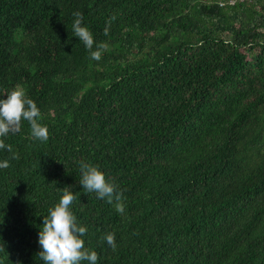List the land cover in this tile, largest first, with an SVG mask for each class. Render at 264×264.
Here are the masks:
<instances>
[{
  "label": "trees",
  "instance_id": "obj_1",
  "mask_svg": "<svg viewBox=\"0 0 264 264\" xmlns=\"http://www.w3.org/2000/svg\"><path fill=\"white\" fill-rule=\"evenodd\" d=\"M19 86L50 135L22 120L4 138L0 264H46L38 234L65 190L97 264H264V0H0V96Z\"/></svg>",
  "mask_w": 264,
  "mask_h": 264
},
{
  "label": "clouds",
  "instance_id": "obj_2",
  "mask_svg": "<svg viewBox=\"0 0 264 264\" xmlns=\"http://www.w3.org/2000/svg\"><path fill=\"white\" fill-rule=\"evenodd\" d=\"M73 16L75 19L72 28L75 36L83 41L94 60H100L102 50L107 45L101 43L94 48L96 41L90 28L83 22L84 13L78 10L73 13ZM110 25L111 20L106 22L105 33L110 30ZM40 115L41 109L37 102L27 96L22 86L8 92L6 97L0 96V149L11 150V145L6 144L4 138L9 133L20 131L22 120L30 123L31 134L34 138L46 141L50 133L48 126L38 120ZM9 165V160H0V168ZM80 166L82 171L80 184L88 191H95L99 198H107L111 201L116 193V186L106 179L104 171L97 165L84 161H81ZM75 199L76 194L73 191L65 190L59 202L49 210V215L44 218L43 227L38 234V242L41 245L39 256L46 264H81L84 260L89 261V264H97L100 258L97 251L85 247L83 235L88 229L87 226L77 221V216L71 207ZM120 210H123V205L120 206ZM105 239L113 249L116 248L114 232L107 233ZM0 248H3L2 244Z\"/></svg>",
  "mask_w": 264,
  "mask_h": 264
},
{
  "label": "built area",
  "instance_id": "obj_3",
  "mask_svg": "<svg viewBox=\"0 0 264 264\" xmlns=\"http://www.w3.org/2000/svg\"><path fill=\"white\" fill-rule=\"evenodd\" d=\"M237 1H243V0H228V2H229L230 4H234V3H236ZM220 4L222 5L223 2H221Z\"/></svg>",
  "mask_w": 264,
  "mask_h": 264
}]
</instances>
